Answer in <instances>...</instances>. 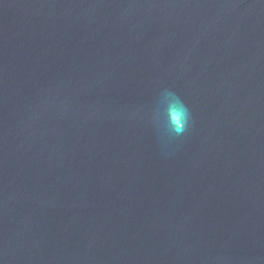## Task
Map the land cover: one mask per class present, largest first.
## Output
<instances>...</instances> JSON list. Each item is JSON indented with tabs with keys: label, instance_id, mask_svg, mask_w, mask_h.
Returning <instances> with one entry per match:
<instances>
[{
	"label": "water",
	"instance_id": "obj_1",
	"mask_svg": "<svg viewBox=\"0 0 264 264\" xmlns=\"http://www.w3.org/2000/svg\"><path fill=\"white\" fill-rule=\"evenodd\" d=\"M0 264H264V0H0Z\"/></svg>",
	"mask_w": 264,
	"mask_h": 264
},
{
	"label": "clouds",
	"instance_id": "obj_2",
	"mask_svg": "<svg viewBox=\"0 0 264 264\" xmlns=\"http://www.w3.org/2000/svg\"><path fill=\"white\" fill-rule=\"evenodd\" d=\"M165 103L153 114V120L162 121L170 137H180L191 127V111L185 101L173 90L163 89ZM160 100V99H159Z\"/></svg>",
	"mask_w": 264,
	"mask_h": 264
}]
</instances>
